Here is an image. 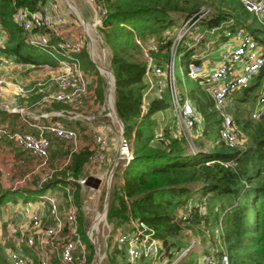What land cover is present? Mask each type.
Here are the masks:
<instances>
[{"label": "trees", "instance_id": "obj_1", "mask_svg": "<svg viewBox=\"0 0 264 264\" xmlns=\"http://www.w3.org/2000/svg\"><path fill=\"white\" fill-rule=\"evenodd\" d=\"M41 1L15 0V3L34 8ZM95 1L105 9L100 21L101 36L108 47V63L114 75V107L122 122V136L130 149V156L121 168L120 178L115 181L106 207V219L112 229H126L140 221L163 244H170L174 236L189 225L192 232L198 235L202 246L200 251L218 255L225 250L230 264H264V110L257 117H252L249 113L242 115L234 107L232 118L239 131L243 132V138L240 145H229L219 136L221 115L207 85H203L198 77H191L192 83L183 92L190 97L201 116L200 133L213 142L209 146L203 137H198L194 140L197 148L190 150L185 139L176 134L167 121L159 125L158 119L152 115L156 110L169 106L167 91L148 97L142 105L143 76L148 56L154 58L155 65H167L174 33L172 26L177 19L181 18V22L205 9L192 24L197 23L201 30L211 28L210 32L220 33L214 43L224 37L220 30L240 26L264 49L262 19L248 10L241 0ZM13 10L11 0H0V24L6 32L2 51L12 53L17 60L34 63L57 64L59 58L67 57L56 44L58 35L51 33L45 45L27 43L21 27L12 20ZM45 29L43 26L42 30ZM188 37L184 32L176 41L173 52V56L185 62L186 74L188 61L198 60L191 56L194 42ZM75 55L80 58L83 68H93L94 62L86 49L82 47ZM97 82L95 90L101 98L103 85L99 76ZM259 84H264V59L249 83L237 89L246 91ZM47 92H33L29 99L38 97L43 105L53 101L61 103L57 99L49 102L41 100ZM89 134L92 139L91 131ZM216 137L218 140L215 141ZM61 138L69 141L63 160L49 166L58 168L46 178L49 181L57 178L60 184L67 181L74 187L78 198L79 184L74 179H66V175H86L83 163L92 152L93 141L89 145L78 146V134L75 144L72 139ZM3 143L15 145L26 155L35 156L6 135H0V145ZM47 170L48 167L43 174ZM15 190L18 189L3 186L0 181V203ZM79 210L76 212L77 229L82 218L80 225L84 232L86 220ZM124 221H128L126 226H123ZM79 235L88 248L86 259L91 260L94 246L86 239L85 233L81 235L79 232ZM116 246L121 248L118 263L113 259L116 248H112L109 258L114 264H126L124 246ZM208 246L211 248L208 249ZM27 250L29 264H38L37 256L29 248ZM191 252L189 250L187 254ZM0 264H11L1 245ZM50 264L62 263L54 257ZM128 264H147V260L140 256ZM176 264H183V258Z\"/></svg>", "mask_w": 264, "mask_h": 264}, {"label": "built area", "instance_id": "obj_2", "mask_svg": "<svg viewBox=\"0 0 264 264\" xmlns=\"http://www.w3.org/2000/svg\"><path fill=\"white\" fill-rule=\"evenodd\" d=\"M11 2L14 4L12 20L21 27L24 40L27 43L45 45L52 33L58 35L59 39L56 40V44L60 46L63 53L67 56L58 59V64L62 69L54 76L57 86L54 90L45 93L42 96V100L49 102L52 99H57L77 105L82 101V96L89 93L87 74L81 66L80 58L75 55V52L80 50L86 41L84 32L77 29L70 36L62 34L61 22L64 20V17L58 10L55 0H43L34 8L15 3V0H11ZM93 2L95 3L93 23L100 25L105 9L103 5L95 0ZM241 2L256 15H264V0H241ZM204 11L205 9L201 10L199 14H202ZM198 15L186 17L182 20L180 27L187 29ZM43 26L46 27L45 30H42ZM224 34L235 36V41L221 51L219 59L209 67H206L202 62L190 60L187 63V74L190 77H198L199 81H203L207 85L213 102L221 115L219 136L229 145H240L242 143L241 133L234 123L232 116L224 109L226 96L231 90L243 87L249 83L250 78L256 73L263 62L264 49H262L261 45L251 34L240 26H236L233 29L226 28L224 29ZM181 35V33H176L175 38L177 39H172L170 44L171 53H173L175 43ZM167 64L165 86H167L169 106L172 108L174 115V132L185 139L190 150H194L197 148L194 142V125L197 120V111L190 97L182 95L175 86L172 71V56ZM149 69L159 71L160 66L154 65L148 58L145 73ZM159 93L156 92L155 94ZM143 96L144 91L142 92V100ZM144 102L145 100L143 104ZM262 110H264V88L259 90L255 105L250 109L249 115L257 117ZM26 113L23 119L27 122L29 116L27 111ZM53 113L61 114L63 112L54 111ZM37 126L40 129L39 131L9 129L4 123L0 122V135L12 138L18 146L37 156L40 159V164H43L46 160L49 144L48 136L41 129H46L59 137L72 139L74 144L76 143L77 130L74 127L65 125L60 120L51 118ZM90 131L93 142L91 145L92 152L87 162L91 167L99 165L104 161L103 147L106 138L97 128H90ZM67 159L68 156L64 162ZM56 168H49L41 179H46V176H49ZM92 173L100 178L99 173ZM57 176L59 175L57 174ZM66 179H74L79 185L86 184V175L73 177L67 174ZM41 181L39 180L37 183L39 187L43 186ZM54 183L64 186L67 191L71 188L70 183L66 181L60 184L57 178ZM38 197L40 204L30 205L27 203L23 205L22 212L24 217H26L27 222H31L29 227L25 228L24 231H20L14 224H11L14 228L7 229L9 231H6L4 234L0 219V245L8 261L11 264H29L30 256L27 250L29 248L37 256L38 264H50V260L54 257L62 264H84L87 261L88 248H86L84 241L81 240L77 229V208L72 201L71 193H66V206L62 209L58 206L55 194L46 192L39 194ZM41 207H45L46 209L44 214H42ZM98 213H100L99 217L104 214L106 218L105 210L102 209ZM46 217L49 218V221L45 223L44 219ZM114 240L117 245L124 246L126 264H128L140 256L148 258L150 256L156 257L159 253L161 239L158 236L152 235L146 226L138 221L132 227L117 229L114 234ZM90 241L94 246L95 252L89 263L92 260L96 263L99 254L98 243L96 242L97 245L95 246L92 239ZM195 264L230 263L228 253L224 250L218 255L203 252L201 256L196 258Z\"/></svg>", "mask_w": 264, "mask_h": 264}, {"label": "rangeland", "instance_id": "obj_3", "mask_svg": "<svg viewBox=\"0 0 264 264\" xmlns=\"http://www.w3.org/2000/svg\"><path fill=\"white\" fill-rule=\"evenodd\" d=\"M57 1H58V5H60L61 10L64 11V12L61 11L62 13H64V16H66V18H70L71 21L72 19H74L73 23L75 25L79 24L80 27L78 28V30L84 32L86 39L90 44V54H91L90 56L94 62L93 71L95 73L96 72L95 69H96L98 72L97 75L99 76V80L103 85L104 95L103 97L99 98L98 103L96 102V98L92 97V94L90 96H86L88 99L85 100L87 109L82 111H84V113H86V115L89 117L93 116L89 118L90 121L88 120L89 122H91V126L97 128L100 132L104 134L106 141L103 147V151H104L103 153L105 156L106 153H109V161L101 162L99 165L96 166L97 169L100 170L98 172L101 173L100 185H99L100 179L97 182L96 186L93 185L90 186L89 184L79 185L80 196L78 198H76V193L74 192L75 189L74 187H72V185L71 188L67 191L64 188V186H59L55 184L58 186L55 190L61 189L64 194H66L67 192L73 194L75 199V200L73 199L74 203L76 204L77 209L80 208L79 214L81 213V217H83V219L86 220V225H85L86 232L85 231L83 232L80 225V221L82 220V218L79 219V223H78L79 232L81 233V235L85 233L87 240L92 239V242L94 243L95 246L98 243L99 254L96 260L97 262L95 263L92 260L91 263H89L90 260H87L84 264H114L113 260L109 258V256H110V252L112 251V248L113 247L116 248V251L113 255V259L118 263L119 253L121 248H118L116 246L114 240V234L116 230L120 228L116 227L115 229H112L111 223L107 221V219L104 217V214L99 217L97 216V212L101 211L103 208H105V206L107 207V204L110 201L112 190L115 187V181L117 180L118 177L120 178L121 166L123 167V165L125 164V163L123 164L122 162H124L125 157L126 159L129 158L128 155L130 154V149L129 147L126 146L125 149L127 153L123 155L124 158L122 156L120 157V159L118 157L115 161L112 160L111 154L113 152V147L117 146V149H120V143H122L121 139L123 138V136L121 134V127L118 121L115 119V116L112 111L113 83H112L111 74L109 72L110 69L108 63L109 50L101 36L100 25L93 23L95 16L94 15L95 3L93 2V0H57ZM180 19L181 18L177 19L176 24L172 26V29L174 30L173 32H175V34L173 35V39H177L175 38L176 33L183 34L185 32L187 33V36H189L188 38L193 39L194 43H192V45L194 44L193 48L195 46L196 51H200L201 49H209L208 51L210 52V55L214 53L215 39L221 34H218V32L215 31L210 32L208 30H204L201 36L199 34L202 32V31L199 32L201 30L200 25L194 23L191 26H189L191 29L189 27H188L189 29H184L180 27L182 22L179 21ZM63 24L64 21L61 22L62 27ZM219 32H221V30ZM148 57L151 60V62L154 63V58L150 56ZM172 62H173L172 71H173L175 86L184 95L185 94L183 92L184 89L192 83L193 78H191L188 74H186L185 72L186 65L184 61H180L177 56H173ZM167 65L165 66L161 65L162 67L160 66L159 71H155L154 69H149L145 74L146 76H148L145 78L147 81L146 85L149 84V81L152 82V85L149 86L150 91L147 92V97H151L156 92L162 93V91H167V86H165V76L168 69ZM26 66L28 68L25 70L32 69L31 77L28 80L26 79V81L23 80L22 82H20L17 85L16 89H14V91L11 92V96L14 101H16L18 93L26 92V91L30 92L31 89L29 88H31L33 84L41 85V83L44 82L43 81L44 72L50 73L52 77H54L56 73H58L62 69L58 63L51 64L48 62H37V63L27 62ZM4 81L5 79H3L0 76V84H4ZM200 82L203 83V81ZM262 88H264V84L262 85L259 84L254 88H248L246 91L243 90V88L231 90L226 96V104L224 106L225 111L233 117L232 109L236 107L238 110H240V112H242V115H247L250 109H252L253 106L255 105V100H256L255 96L257 91L261 90ZM152 90L155 91L152 92ZM30 95L31 94H29V96ZM60 102L61 103H59V106L55 108L53 111L64 112V113L67 112L66 114H70V115H74L75 113L82 112L80 111L81 109L76 108V106H73L72 108L68 107L69 102H63V101ZM22 105H26L25 107L27 108L28 110L27 112L30 113V115H32V113H41L45 111V109H43V103L40 104L39 102H37L33 104L32 102H29L26 99L23 100ZM52 105H54L55 107V103ZM39 106H42V108H38ZM38 109L41 110L39 111ZM152 115L158 119L159 125L167 121L172 127V129L175 130V125L173 124L175 123L174 115L172 112V108L170 106H167V108L162 110H156L155 112L152 113ZM96 118L97 120L94 121ZM90 128L91 127H89V131H88L89 133H90ZM194 129H195L194 140L197 139L198 137L199 138L203 137L204 142H206L207 145L211 146V143L213 141H211L208 137L200 133L202 130V119L198 113H197V120L194 125ZM242 138H243V132L241 131V139ZM107 139L111 141L110 149L107 147L109 143ZM82 140L83 138L81 140H78L77 145H79ZM91 140L92 139L90 137V140L88 141L91 142ZM216 140H218L217 137L215 141ZM107 150H109V152H107ZM32 158L33 157L26 155L25 156L26 162L22 163V165H16L15 163H13V161L10 160V158L6 154H1L0 155L1 183L2 181H4V184L5 183L9 184V186L7 187H11L12 185H14L15 188L28 185V183L36 184L37 181L39 180H42L41 184H43V186L49 183H54V181L52 180L49 181L47 178L46 180L41 179V177L44 175L43 173L47 169L46 165L48 166L52 165L51 161L46 163V165L44 164L43 166L40 165L38 166V167H44L45 169L41 168L38 171L29 172L27 173V176H25V178L22 179V176L31 168V164L35 162V164L37 165V162L39 161L37 156L36 157L34 156L35 160H32ZM89 169L91 172L89 174H93L92 172L93 171L95 172L97 170L94 167L90 168V165H89ZM84 172H86V170H84ZM51 187L52 186L48 185L42 191L46 192L49 189H51ZM12 194L14 195V197L15 196L22 197V194L19 192ZM106 195H107V201H105ZM187 201L188 202L190 201L189 198L187 199ZM14 202L15 201H13V204H15ZM18 202L21 203V200H19ZM65 206H66V200L64 195H62L60 209L64 208ZM15 210L16 208L13 207L11 211L14 212ZM22 210H23V206H22ZM96 216L97 219L94 220ZM48 221L49 218L46 217L44 219V222L46 223ZM124 222L125 223H123V226H126L128 221H124ZM14 224L17 229H20V231H24L25 228L29 227L31 222H27L26 217H24L23 222L14 223ZM4 225L1 223L2 232L4 234L6 233V231H9L7 229H10L11 227L14 228V226L10 224L8 226L5 225V227ZM190 228L191 227L189 225L184 226L181 232L177 233V236L176 235L174 236L175 238L173 242L170 244L169 243L163 244L162 241L160 240L158 255L156 257L150 256V258L145 257L147 260V264H176L177 261H180L182 258H183V264H195L196 258L201 256L203 251H200L202 246L200 242H198V235L194 234ZM183 233L187 235L184 236ZM210 248L211 247L208 246V249ZM189 250H192V252L187 254ZM186 254L187 256H185Z\"/></svg>", "mask_w": 264, "mask_h": 264}, {"label": "crops", "instance_id": "obj_4", "mask_svg": "<svg viewBox=\"0 0 264 264\" xmlns=\"http://www.w3.org/2000/svg\"><path fill=\"white\" fill-rule=\"evenodd\" d=\"M55 1L57 3L58 10L60 12L63 11V10H61L60 5H58V1L57 0H55ZM62 15L64 17L62 34L64 36H68V35L70 36L80 26H79V24L75 25L73 23L74 19H72V21H71L70 18H66V16H64V13H62ZM257 16L259 18H261L263 23H264V15H257ZM204 30L211 31V28H203V30H201L202 32L199 31V32H201L199 34H203ZM221 33L224 34V31L221 30ZM5 40H6V32H5V29L3 28V26L1 25L0 26V76L3 79H5V81H4V84H0V122L6 124L9 128L39 131L40 129H38V126H37L38 124H41V123L48 121L49 118L57 119V120H60L61 122L65 123V125H67V126L74 127L78 132V140H81L83 138L81 143L89 145L90 142L88 140H90V134L88 132V129H89V127H91V128H94V127H92L91 122H89L90 121L89 116H87L86 113H84V111H82V110L87 109L85 100H88V99L86 96H90L92 94V97L96 98V102L98 103V101H99V97L97 96V93L95 90L96 86L98 84V82H97L98 76H96V74L94 73L93 68L92 67L83 68L85 70V72L87 74V78H88L89 93L85 96H82V101L80 103H78L77 105L69 104V106H68L70 108H72L73 106H76V108L81 109L80 111H82V112L75 113L74 115L66 114L67 112H65V113L63 112L61 114H54L53 110L59 106V103L55 104V107H54V105H52V104H54L55 101H53V103H50V104L47 103V104L43 105V109H45L44 112L32 113V115H30V113H28L29 120L26 122V120H24L23 117H24V115L26 116L25 113L28 110L25 107L26 105H22L23 100L27 99V101L32 102L33 104L37 103V102L42 104V101H40L38 97L34 98L32 100L29 99V94L36 92V91H39V90H41L42 92L54 90L56 88L55 79H54V77H52V75L50 73L44 72V74H43V78H44L43 81L44 82H42L41 85L33 84L31 86V88H29V89H31L30 92L26 91V92L18 93L16 101H14L12 96H11V92L14 91V89H16L17 85L20 82H22L23 80L26 81V79L28 80L31 77L32 69L25 70L28 68L26 66L27 65L26 61L17 60L14 58V55L12 53H7L4 50L2 51V46L4 45ZM234 41H235V36L224 34V37L222 39L219 38L217 43H215L214 53H212L210 55V52L208 51L209 49H201L200 51H196L195 50L196 47L194 46L193 52L191 53V56L196 57L198 59L197 61L202 62L206 67H209V66L213 65L219 59L221 51L224 48H226L227 46H229L230 44H232ZM261 47H262V45H261ZM83 49L87 50V54H88L89 58L93 61V59L90 56L91 55L90 54V44H89L87 39L84 43ZM262 49H263V47H262ZM171 56L173 59V53H171ZM171 56H170V58H171ZM172 66H173V62H172ZM24 74H27V75H24ZM145 74L146 73H144V76H143V80L145 81V86L143 87V90H142V92L144 91V96H143L144 98L142 100V105H145V103L148 99L147 92L150 91L149 86L152 85L151 81H149V84L146 85L147 81L145 78L148 76H146ZM32 83H30V84H32ZM154 91L155 90H152V92H154ZM102 92L104 95V89L103 88H102ZM184 95H186V94H184ZM41 100H42V98H41ZM144 100H145V102L143 104ZM38 108H42V106H39ZM60 109H62V108H60ZM38 110L40 111L41 109H38ZM73 111H75V110H73ZM197 113H198V111H197ZM91 117H93V116H91ZM96 120H97V118L94 121H96ZM96 125H98V124H96ZM41 131L49 137V146H48V153L46 156V160L43 164H40L39 163L40 159L38 158L39 161L37 162V165L35 164V162H33L31 164V168L24 174V176H22V179H24L25 176H27V173H29V172L38 171L41 168L45 169L44 167H38L39 165L40 166H43L44 164L46 165V163H48L49 161H51L52 165L58 164L61 160H63L64 153H65L64 151H65V148H67V143H69V141L62 139L59 136H56L55 134L51 133L50 131H48L46 129H44V130L41 129ZM109 138H110V136H109ZM107 141L109 142L107 147L110 149L111 141L108 139H107ZM81 143L78 146L82 145ZM118 147H119V145H118ZM107 152H109V150H107ZM117 152H118L117 146H114L113 152L111 154L113 161H115L118 157L120 159V157L123 156L120 154L117 155ZM1 154H6L10 158V160L13 161V163H15L16 165H22V163L26 162V159H25L26 154L24 153V151H22V149L16 147L15 145L14 146L9 145V143L8 144L3 143L0 145V155ZM123 158H124V156H123ZM124 159H125L124 162H122L123 164L127 161L126 157ZM32 160H35V158L33 157ZM104 161H109V153H106V156L104 155ZM96 166H91L90 168L94 167L97 169ZM46 167H48V169L50 168L48 165H46ZM83 167H84L83 169L86 170V172H85L86 175L91 173L90 169H89V164L87 161H84ZM121 168H122V166H121ZM101 170H103V169H101ZM98 171H100V170L97 169L95 172L100 174V178L97 176L100 179V181H99V185H100L101 173ZM1 184L3 186H9V184H7V183L4 184V181H2ZM48 185L52 186V187H51V189H49L46 192H51V193L55 194L56 199L58 201V206L60 208L61 196L64 195V197H65L66 194H64L61 189L55 190L58 187L57 185H55V183H49L43 187H41V186L39 187L37 184H33V183H30V184L28 183V185L20 186L17 188H15L14 185H12L10 188L18 189V190H15L14 193L19 192L22 194V197L21 196H15L14 197V195L12 194L8 198H6L3 202L0 203L1 223L3 225L5 224L8 226L9 224L11 225L14 223L23 222L24 214L22 212V206L27 204V203H29L30 205L40 204L39 200H38V198H39L38 196H39V194L46 193V192H43L42 190ZM19 200H21V203L18 202ZM13 201H15L14 202L15 204H13ZM13 207L16 208V210L14 212L11 211ZM41 210H42V214H44L46 211V209L43 207H41ZM5 225H4V227H5Z\"/></svg>", "mask_w": 264, "mask_h": 264}, {"label": "water", "instance_id": "obj_5", "mask_svg": "<svg viewBox=\"0 0 264 264\" xmlns=\"http://www.w3.org/2000/svg\"><path fill=\"white\" fill-rule=\"evenodd\" d=\"M109 72L111 74L112 83H113V108H112V111H113V114L115 116V119L118 121V123H119V125L121 127V134H122V122H121L119 116L117 115V112H116L115 107H114V75H113V73H112V71L110 69H109ZM121 141H122V143H120V149H118L117 155L118 154L124 155V154L127 153L126 149H125L127 144H126L124 138H122ZM98 181H99V178L97 176H95L93 174H87L86 175V183L87 184L96 186ZM105 201H107V195L105 197ZM105 209H106V206H105V208H103V210H105Z\"/></svg>", "mask_w": 264, "mask_h": 264}, {"label": "bare ground", "instance_id": "obj_6", "mask_svg": "<svg viewBox=\"0 0 264 264\" xmlns=\"http://www.w3.org/2000/svg\"><path fill=\"white\" fill-rule=\"evenodd\" d=\"M99 215H100V213H98V214H97V216H99ZM97 216L95 217V219H94V220H96V219H97Z\"/></svg>", "mask_w": 264, "mask_h": 264}]
</instances>
